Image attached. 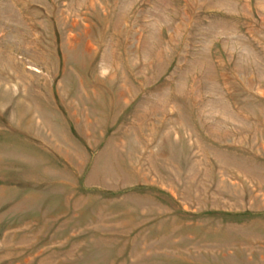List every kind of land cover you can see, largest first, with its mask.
<instances>
[{
	"label": "rangeland",
	"instance_id": "374dc122",
	"mask_svg": "<svg viewBox=\"0 0 264 264\" xmlns=\"http://www.w3.org/2000/svg\"><path fill=\"white\" fill-rule=\"evenodd\" d=\"M0 264H264V0H0Z\"/></svg>",
	"mask_w": 264,
	"mask_h": 264
}]
</instances>
